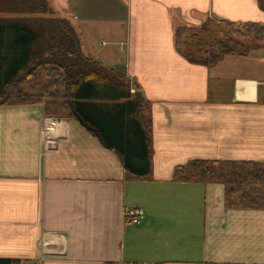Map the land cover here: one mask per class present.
Masks as SVG:
<instances>
[{
    "label": "crops",
    "instance_id": "obj_1",
    "mask_svg": "<svg viewBox=\"0 0 264 264\" xmlns=\"http://www.w3.org/2000/svg\"><path fill=\"white\" fill-rule=\"evenodd\" d=\"M49 2L81 47L84 35L117 39V51L98 55L85 41L86 54L128 76L151 103L152 180L125 181L117 155L73 119L44 117L42 104L0 105V259L264 264V209H226L223 185L171 180L191 159L264 162V57L235 73L232 60L248 59L194 64L174 40L177 24L206 18L264 24L258 0ZM130 206L144 210L141 224L125 219Z\"/></svg>",
    "mask_w": 264,
    "mask_h": 264
},
{
    "label": "trees",
    "instance_id": "obj_2",
    "mask_svg": "<svg viewBox=\"0 0 264 264\" xmlns=\"http://www.w3.org/2000/svg\"><path fill=\"white\" fill-rule=\"evenodd\" d=\"M174 40L189 62L212 67L257 50L264 24L206 18L177 24ZM17 104H42L44 117L75 120L117 155L125 181L152 180L151 103L128 76L82 51L81 36L49 0H0V105ZM171 180L223 185L226 209H264L263 161L191 159L174 167Z\"/></svg>",
    "mask_w": 264,
    "mask_h": 264
},
{
    "label": "rangeland",
    "instance_id": "obj_3",
    "mask_svg": "<svg viewBox=\"0 0 264 264\" xmlns=\"http://www.w3.org/2000/svg\"><path fill=\"white\" fill-rule=\"evenodd\" d=\"M7 16H10V15H7ZM101 39L106 41V42L109 41L111 43L108 42V43H106L107 44L106 47H101V44H100ZM85 41H86V43L88 41H90L89 43L95 49L94 50L95 52L93 50L91 52H94L95 55H98L97 54L98 51H100L101 53H103V52L107 53L110 49H114L115 51H117V49H118V45L115 43V42H117V39H114L112 37L103 36V35L101 37H99V38L93 37L91 35H86V37H85V35H84L83 36V40H82V49H83L82 51L85 54L87 52H89L86 49L87 47L85 46V43H84ZM95 55H93V56H95ZM235 57H244V58H239V59H248V60H242V61H240V60H232V61H234V62H232L233 65L231 66L232 67L231 69H232L233 72H235V73L246 72L247 68H249V70L252 71L253 68H255L257 65H259V64H256L255 58L264 57V42L259 43V48L257 50L251 51L248 55H246V56H235ZM243 61H248V63H250V65L249 66H244L243 64H241V62L245 63ZM107 66H109V65H107ZM228 69H230V66H228Z\"/></svg>",
    "mask_w": 264,
    "mask_h": 264
},
{
    "label": "built area",
    "instance_id": "obj_4",
    "mask_svg": "<svg viewBox=\"0 0 264 264\" xmlns=\"http://www.w3.org/2000/svg\"><path fill=\"white\" fill-rule=\"evenodd\" d=\"M125 219L131 224L139 225L145 218L144 210L138 206H130L124 209Z\"/></svg>",
    "mask_w": 264,
    "mask_h": 264
}]
</instances>
